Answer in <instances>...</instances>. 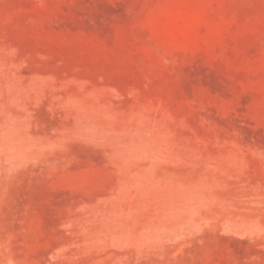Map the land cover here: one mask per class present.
Returning <instances> with one entry per match:
<instances>
[{
	"label": "rangeland",
	"instance_id": "374dc122",
	"mask_svg": "<svg viewBox=\"0 0 264 264\" xmlns=\"http://www.w3.org/2000/svg\"><path fill=\"white\" fill-rule=\"evenodd\" d=\"M0 264H264V0H0Z\"/></svg>",
	"mask_w": 264,
	"mask_h": 264
}]
</instances>
